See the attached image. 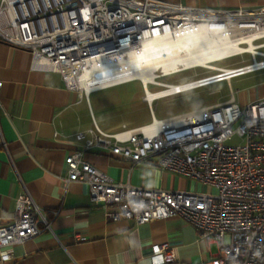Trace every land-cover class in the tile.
I'll list each match as a JSON object with an SVG mask.
<instances>
[{"label": "built area", "instance_id": "obj_1", "mask_svg": "<svg viewBox=\"0 0 264 264\" xmlns=\"http://www.w3.org/2000/svg\"><path fill=\"white\" fill-rule=\"evenodd\" d=\"M209 39L214 44L206 42ZM263 39L264 5L208 10L164 0H0V40L29 50L34 69L61 73L66 86L80 94L89 93L83 81L110 75L114 60L138 54L146 46L158 50L163 45L170 56L181 50L190 57L189 63H195L155 74L147 82L134 77L104 86L140 80L152 120L139 126L123 124L114 132L96 123L78 131L75 138L80 147L66 156L65 182H87L91 201L113 220L142 224L170 216L186 219L200 237L218 243L215 264H264V97L244 106L231 89L225 101L165 118L156 116L152 103L264 69ZM216 50L227 53L204 60ZM243 54L252 60L235 66L217 64ZM196 68L211 73H196L181 83L161 80ZM149 84L161 88L151 91ZM3 87L0 79V93ZM236 135L244 143L227 144ZM89 151L120 157L132 166L144 163L185 175L213 190L119 182L85 159ZM21 183L14 220L0 225V248L52 230L45 211ZM152 255L153 264L177 259L167 242L152 245ZM9 257L10 253H4L2 260Z\"/></svg>", "mask_w": 264, "mask_h": 264}, {"label": "crops", "instance_id": "obj_2", "mask_svg": "<svg viewBox=\"0 0 264 264\" xmlns=\"http://www.w3.org/2000/svg\"><path fill=\"white\" fill-rule=\"evenodd\" d=\"M164 1L208 10L264 5V0ZM0 79L4 81L0 93V225L14 220L23 190L21 181L52 223V230L0 248V264H153L152 245L163 242L173 247L177 256L166 264H215L218 243L200 237L186 219L170 216L142 224L125 218L113 220L91 201L87 182L66 184L65 159L80 147L75 138L78 131L96 123L114 132L127 124L103 128L90 99L92 92L123 83L80 94L66 86L61 73L34 69L29 50L1 40ZM256 81L241 89L231 86L237 102L245 106L264 97V77ZM85 159L119 182L169 190H213L188 176L144 163L132 166L120 157L89 151ZM39 226L44 225L40 222ZM4 253H10L7 260H2Z\"/></svg>", "mask_w": 264, "mask_h": 264}, {"label": "rangeland", "instance_id": "obj_3", "mask_svg": "<svg viewBox=\"0 0 264 264\" xmlns=\"http://www.w3.org/2000/svg\"><path fill=\"white\" fill-rule=\"evenodd\" d=\"M264 41V39L262 40ZM242 60L250 62L249 54L235 55L218 61L222 66L240 65ZM198 75L211 73L203 68L185 70L170 74L161 80L169 83L189 81ZM264 77V70L237 76L229 81H221L179 94L153 101L152 106L158 118L182 113L194 108L204 107L229 99L231 86L236 90L251 86L256 80ZM161 86L149 84L151 91L159 90ZM144 90L140 80H133L121 85L92 92L90 95L94 114L99 124L105 129H116L123 122L129 125H139L152 120L149 105L143 100ZM244 143V139L234 136L227 141L229 145Z\"/></svg>", "mask_w": 264, "mask_h": 264}, {"label": "bare ground", "instance_id": "obj_4", "mask_svg": "<svg viewBox=\"0 0 264 264\" xmlns=\"http://www.w3.org/2000/svg\"><path fill=\"white\" fill-rule=\"evenodd\" d=\"M222 38V37H220ZM214 44V40H207ZM158 50L152 49L150 46L138 54L125 55L113 61V69L110 75L105 77L90 78L83 81L82 87L91 92L94 89L104 87L108 84L123 80L126 78L138 77L144 82L151 80L155 74L165 73L173 69H179L184 66H190L195 63H189L190 57H187L182 51L178 50L173 56L168 55V50L162 45ZM217 51V50H216ZM227 53L226 50H219L217 53H209L210 56H205L204 60L215 59L216 56H221ZM208 53H204L207 55ZM212 54V55H211ZM206 64V63H199ZM154 95L149 91V96Z\"/></svg>", "mask_w": 264, "mask_h": 264}]
</instances>
